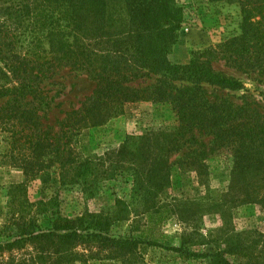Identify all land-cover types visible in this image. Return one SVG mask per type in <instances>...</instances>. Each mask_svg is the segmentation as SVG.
<instances>
[{"label": "trees", "instance_id": "1", "mask_svg": "<svg viewBox=\"0 0 264 264\" xmlns=\"http://www.w3.org/2000/svg\"><path fill=\"white\" fill-rule=\"evenodd\" d=\"M226 1L239 7L237 31L190 51L187 62L173 63L168 54L185 16L177 0H0V137L23 176L9 187L0 256L10 259L4 263L32 264L16 257L28 244L44 253L42 264L71 262L74 247L81 254L110 251L133 264L175 214L160 198L173 163L196 171L220 153L231 162L225 195L234 205H257L260 227L213 238L209 250L198 249L194 231H184L178 246L166 248L205 264H264V108L238 93V77L214 67L221 62L264 80V0ZM65 67L83 72L93 87L62 112L56 97ZM135 102L165 104L174 118L170 127L131 133L109 149L111 171L128 183V202L115 204L140 205V225L110 233V214L67 217L51 210L42 228L41 205L50 201L23 206L22 183L52 165L60 183L73 182L88 162L74 157L71 136ZM69 169H75L72 176Z\"/></svg>", "mask_w": 264, "mask_h": 264}, {"label": "rangeland", "instance_id": "2", "mask_svg": "<svg viewBox=\"0 0 264 264\" xmlns=\"http://www.w3.org/2000/svg\"><path fill=\"white\" fill-rule=\"evenodd\" d=\"M177 1L184 6L185 16L177 32V40L168 54L169 61L185 63L190 51L213 45L223 36L237 31L239 7L236 3L226 0ZM214 67L238 77L243 82V88L238 93L250 94L264 108V80L256 81L254 76L237 74L221 62ZM60 76L62 92L56 101L60 102L58 108L64 112L69 107H76L78 101L91 91L93 83L83 72L66 67L61 69ZM53 115L61 117L62 114L54 110ZM173 119L165 104L135 102L124 106L120 115L83 128L71 136L70 145L77 161L87 159L84 172L72 178L73 182L65 184L59 182L55 165L44 169L22 183L19 196L23 206L26 201H50L41 205L45 209V213L38 216L42 228H46L44 217L49 216L51 210L67 217L85 213L110 214V233L126 232L130 226L140 225V205L127 207L115 204L116 199L128 202V183L118 172L111 171L113 163L109 159V149L120 145L131 133L170 127ZM5 152L6 145L0 137V239L6 235L2 225L7 219L9 187L23 181L21 168L12 164ZM176 156H171L169 160ZM172 167L160 198L173 207L175 214L159 225L154 244H144L133 264H205L198 258L183 260L166 247L178 246L180 234L184 231H194V238L201 240L198 249L209 250L213 238L223 237L231 231L260 227L262 214L257 205H234L232 196L225 195L231 167L228 155L219 153L212 156L196 171L182 166L179 168L174 163ZM68 173L72 176L75 169H69ZM163 200L160 203L163 204ZM80 251L81 248L74 247L76 254L67 264H123L121 257L110 251H85L84 254ZM43 255L26 244L18 250L16 257L30 259L32 264H42ZM7 258L10 259L6 253L1 254L0 264H7L4 263Z\"/></svg>", "mask_w": 264, "mask_h": 264}]
</instances>
